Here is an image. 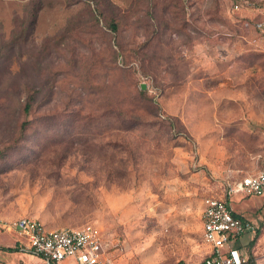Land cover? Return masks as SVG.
I'll use <instances>...</instances> for the list:
<instances>
[{"label":"rangeland","instance_id":"rangeland-1","mask_svg":"<svg viewBox=\"0 0 264 264\" xmlns=\"http://www.w3.org/2000/svg\"><path fill=\"white\" fill-rule=\"evenodd\" d=\"M94 1L103 15L80 24L90 0H0V248L17 249L0 250V264L42 261L2 228L20 218L47 230L92 224L118 264H176L202 201L264 170V50L252 30L264 0ZM136 91L159 109L150 118L138 107L145 125L169 117L183 129L125 130ZM237 201L264 223L258 198Z\"/></svg>","mask_w":264,"mask_h":264},{"label":"built area","instance_id":"built-area-1","mask_svg":"<svg viewBox=\"0 0 264 264\" xmlns=\"http://www.w3.org/2000/svg\"><path fill=\"white\" fill-rule=\"evenodd\" d=\"M256 40L264 50V19L255 25ZM264 195V170L239 177L227 185L223 197H209L202 201V239L209 254L200 264H244L236 243L255 227L235 212L234 197ZM21 237L27 250L41 257L47 264H58L71 258L75 264H114L107 238L92 224L81 228L61 227L47 230L39 220L20 218L2 227ZM264 245V234L257 239Z\"/></svg>","mask_w":264,"mask_h":264},{"label":"trees","instance_id":"trees-1","mask_svg":"<svg viewBox=\"0 0 264 264\" xmlns=\"http://www.w3.org/2000/svg\"><path fill=\"white\" fill-rule=\"evenodd\" d=\"M95 4L94 9H90L88 8V11L86 13H88L85 16V19L82 18L80 21H78L77 23H89L90 20L92 19V17H96V16H92V12H95V15H103L102 11L99 10L97 7L98 3H96L94 0H90ZM150 4V3H149ZM152 6V5H151ZM153 7V6H152ZM147 12H153V11H147ZM146 12V13H147ZM31 15L29 16V24L32 26L35 20V16H36V11L34 12V10L30 13ZM264 19V18H263ZM262 19H257L256 21L253 22L252 24V30L253 32L256 34L255 31V25L258 21H260ZM107 22V23H106ZM105 23L106 25V29H108L109 31L107 33H110V35L114 34L116 37H119V28H118V22L115 21V19H111L106 21ZM70 25V24H69ZM68 25V26H69ZM67 26V27H68ZM66 27V29L64 30V32H69L71 31L70 29H68ZM106 34V33H104ZM20 40V37L18 38ZM66 38H62L61 41H64ZM117 39L115 41V43L119 46V43H117ZM61 43V42H60ZM109 49L112 53V57L114 58V55H117V53L112 50V46H109ZM63 79H60V81H62ZM32 88V87H31ZM33 91H29V93L27 94V96L25 97V102L23 103V107H22V111L24 114H28V112L31 110L33 104L35 103L36 100V94ZM133 101L131 100V104L130 106H128L125 110H124V117L129 116V120L131 121L130 124L125 126V130H137L140 129L141 127H144V131H145V135H149V133L154 132V134L158 137H161L163 134L165 135L166 132L170 131L171 129L175 128V130L178 132L179 130H182L183 127L180 124L179 120L177 118H167L164 119L167 122L163 123L162 121H155V122H151V123H144V119L142 118V114L140 115V108H138L140 105H145L146 107H148L150 110L145 112V115H148L150 118H156L158 116V107L156 105H154L153 103H151V101L148 99L147 95L145 92L143 91H136L133 95ZM122 108V104L118 103V104H110L109 105V110L111 111V113H113L116 109L121 110ZM144 113V111H141ZM123 113V112H122ZM122 113H119L118 115H121ZM26 124L21 125L20 127V131H19V135L22 137L23 136V132H25L26 130ZM147 127V128H146ZM153 128V129H151ZM177 128V129H176ZM155 130V131H154ZM0 158H3L2 153L0 152ZM246 199L248 198H253L256 199L254 197H245ZM240 218H242V216H240ZM260 231L257 230L255 233V236L253 238V240L251 241V244H254L256 242V240L259 237ZM0 250L2 251H7V252H15L17 251V249H13V248H0Z\"/></svg>","mask_w":264,"mask_h":264},{"label":"crops","instance_id":"crops-1","mask_svg":"<svg viewBox=\"0 0 264 264\" xmlns=\"http://www.w3.org/2000/svg\"><path fill=\"white\" fill-rule=\"evenodd\" d=\"M254 167L252 166L251 169H254ZM259 167L264 168V162L262 164L260 163ZM251 169H248L247 171H245L244 172L245 174L241 176L251 174L249 173ZM236 198H238L237 203H240L246 199L244 198V200H242L239 197H236ZM254 198L259 199L261 206L264 205V195L261 197H254ZM233 204L234 202H232V206ZM255 207H256L255 209L256 211L259 207L257 206ZM246 208L245 210H247ZM234 210L239 216H242L239 212L236 211L235 208ZM201 213H202V203H201V210H200V217H199L200 223H196L194 221H192L191 223L183 222V225L180 230L182 234L184 235V240L182 243L181 251L176 256V264H200L210 252L209 249L206 247V245L203 243V239H202L203 231H202ZM242 218L247 221H250L252 225L255 227V231L257 230L260 231L259 233L260 235L264 234V223L254 222L250 219H246L244 216H242ZM173 230L174 231L170 233V235L172 234L177 235L176 234L177 229H173ZM255 233H251V232L246 233L241 238L243 240L240 239L236 243V246L239 250L241 257L246 260L244 264H264V245L261 244L258 240H256L254 244H251V241L253 240ZM116 252L117 250H114V251H111L110 253L114 264H118V262H120L118 253L116 254ZM41 260H42L41 262L39 261L40 264H47L42 258ZM67 262L71 264H75V261L71 258H67L58 264H66ZM49 264H54V263H49Z\"/></svg>","mask_w":264,"mask_h":264},{"label":"water","instance_id":"water-1","mask_svg":"<svg viewBox=\"0 0 264 264\" xmlns=\"http://www.w3.org/2000/svg\"><path fill=\"white\" fill-rule=\"evenodd\" d=\"M140 88H141L142 90H144V89H145V87H144V85H143V84L141 85V87H140Z\"/></svg>","mask_w":264,"mask_h":264}]
</instances>
